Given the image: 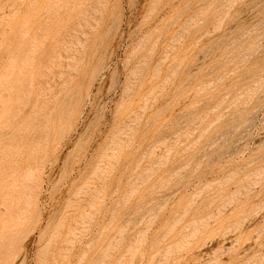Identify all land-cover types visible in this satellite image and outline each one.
Instances as JSON below:
<instances>
[{
    "label": "rangeland",
    "instance_id": "1",
    "mask_svg": "<svg viewBox=\"0 0 264 264\" xmlns=\"http://www.w3.org/2000/svg\"><path fill=\"white\" fill-rule=\"evenodd\" d=\"M0 264H264V0H0Z\"/></svg>",
    "mask_w": 264,
    "mask_h": 264
},
{
    "label": "bare ground",
    "instance_id": "2",
    "mask_svg": "<svg viewBox=\"0 0 264 264\" xmlns=\"http://www.w3.org/2000/svg\"><path fill=\"white\" fill-rule=\"evenodd\" d=\"M38 31V30H37Z\"/></svg>",
    "mask_w": 264,
    "mask_h": 264
}]
</instances>
